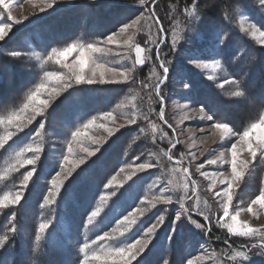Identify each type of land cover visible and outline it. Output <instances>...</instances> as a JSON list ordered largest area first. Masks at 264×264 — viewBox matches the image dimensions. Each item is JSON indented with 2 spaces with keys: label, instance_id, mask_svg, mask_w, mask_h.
Wrapping results in <instances>:
<instances>
[{
  "label": "rangeland",
  "instance_id": "obj_1",
  "mask_svg": "<svg viewBox=\"0 0 264 264\" xmlns=\"http://www.w3.org/2000/svg\"><path fill=\"white\" fill-rule=\"evenodd\" d=\"M125 1L145 5L155 0H144V3L140 0ZM78 2L102 3L101 0H24L23 3L21 0H5L7 8L0 4V27L5 23L10 25L4 29L0 42L8 36L13 38L18 35L19 41L27 47L23 54L24 58L44 71L41 84L29 96L21 110L2 122L4 135L0 139L3 142L0 148L14 142L10 152L8 150V154L3 156V159L7 156L9 159L6 162V171L26 169L32 174L41 172L42 177H49L45 197H47L46 205L51 206L58 205L66 182L92 161L119 132L136 127L141 134L153 139L151 146L155 151L134 158L136 160H121L112 165L113 168L115 167L114 175L110 176L104 192L80 229L69 230L68 218L65 214L52 215L40 224V232L45 244L53 247L54 264H119L116 257L109 256V253L117 247H126L128 243H134L136 239L143 242L147 228L163 215L164 220L157 224L147 247L132 261V264H141L142 261L149 264L144 257L158 239L161 229L169 224L170 220L163 213L168 208L175 209L180 216L179 220L186 219L199 231H205L206 227L197 228V222L191 217L193 214L207 216L211 222L210 227L230 233L224 225L232 223L230 217L237 212L239 215L236 219L240 224H247L258 230L257 234L252 236L230 233L238 238L240 243L231 250L198 242L192 248L194 256L186 264H249L244 262L241 253L249 256L250 264H264V256L260 255L264 247L258 246L249 252L252 243L264 245V205L252 203L264 194V173H262L263 187L260 196L246 205L236 202L237 196H235L248 167L256 160L264 164V156L261 155L264 152V143H262L264 125L261 124L264 113L259 121L239 134H235L228 126H226L227 130L216 127L217 124H213L212 120L208 119V113L195 103L185 76L189 72L177 68L179 66L177 57L170 59L166 64L174 71L166 82L165 74L162 75L159 71L151 55L154 48H159L158 61L167 62L171 50H177L181 42L185 44L190 41L193 36L191 26L200 20L196 12V4L190 6L187 19L171 22L168 46L164 43L166 37L159 35L156 21L150 15L141 16L128 24L131 27L125 26L122 28L123 31L112 34L115 38L114 42L109 43L106 38L100 45H95L103 49L101 52L88 50V44L74 43L78 49L83 46L87 53L81 72L79 51L67 56L60 55L64 49L73 44L61 50L41 51L31 43V38L38 35V27L35 26L37 23L56 13L61 6L72 7ZM256 2L261 9L264 8L259 4V0ZM260 13L264 19V11L260 10ZM237 24L239 33L264 47V31L242 10L238 11ZM17 28L21 29L17 30ZM138 37L144 38L140 41L147 47L146 52L141 51L143 64H140L136 57ZM196 38L202 41L199 34H196ZM173 41H175L174 47ZM187 64L186 68L193 73L214 81H217L223 71V66L217 59L195 58L187 61ZM144 67L148 78L140 82L143 89L153 90L157 84L165 87L164 99L157 98L162 106L159 113L151 109L152 96L140 99L132 96L122 100L111 110L95 114L85 121L77 118L78 124L73 128L69 127L63 139H53L48 142L49 145L46 144L44 139L48 132L42 119L47 116L57 99L70 87L91 85L86 82L76 83V76L83 75L85 81L89 78L97 81L92 85H119L134 81L137 70ZM45 68H54V70L45 71ZM50 73L53 75H49ZM162 79L163 83H160ZM137 81L139 83V80ZM185 83L187 87L183 86ZM258 102L253 101L249 107L252 108ZM103 104L106 106L107 102ZM242 110L237 109L238 112ZM150 116L152 120L149 119ZM132 120L135 123L130 122ZM142 120L146 123L140 125ZM55 125L57 128H62L59 122ZM253 125L257 127L253 128ZM245 132L248 133L246 137ZM27 133H34L30 140L23 136ZM20 138L24 140L18 141ZM41 143L45 151L49 150L52 153L49 165L44 169L39 166V163H42ZM29 145L33 150L24 151ZM249 145L256 149L255 160L251 157ZM233 146L236 147V171L241 173L239 179L234 176L232 170ZM36 148H39V152L35 151ZM140 164H149L151 167L141 169ZM229 188L232 190L233 199L228 204L229 217H224L223 204L226 202L224 192ZM17 196L21 198L20 192L14 195L5 194L0 201L3 202V206L15 204L20 200H16ZM169 197L171 203H165L164 200ZM239 201L243 199L240 197ZM248 207L252 208V212L247 211ZM93 212H96L95 216L92 215ZM129 220L134 221L130 226ZM42 225L46 226L43 230H41ZM85 244L88 245L87 248L84 247Z\"/></svg>",
  "mask_w": 264,
  "mask_h": 264
},
{
  "label": "trees",
  "instance_id": "obj_2",
  "mask_svg": "<svg viewBox=\"0 0 264 264\" xmlns=\"http://www.w3.org/2000/svg\"><path fill=\"white\" fill-rule=\"evenodd\" d=\"M101 1L102 3L78 2L72 7L61 6L56 13L35 25L38 27V35L31 38V43L41 51L61 50L78 42L100 45L109 35L120 31L137 18L150 15L156 21L159 35L166 37L164 43L168 46L171 22L187 19L190 6L196 4L200 20L191 26L193 36L185 44L179 43L177 50H171L167 57L169 61H165V65L170 59L177 57V68L189 72L185 76L195 103L212 116L213 124L226 125L235 134H239L259 121L264 113V47L242 35L237 29L238 11L242 10L264 31L261 7L256 0H155L145 5L125 0ZM19 29L21 28H17ZM196 34L200 35L202 41L196 38ZM142 39L144 38H137L136 46L146 52V45L140 41ZM19 40L17 35L13 38L8 36L0 42L2 122L21 110L43 80L44 71L24 58L27 47ZM14 52H19L20 55L13 56ZM156 54L157 49L154 48L152 58L164 75ZM195 58L217 59L221 62L223 71L217 81L186 68L187 61ZM44 70L51 71L54 68ZM169 70L166 82L174 73L172 67ZM145 73L146 67L139 68L135 73V80L125 84L70 87L42 119L48 132L44 139L46 144L49 145L48 142L53 139H63L67 129L78 124L77 118L85 121L95 114L111 110L122 100L132 96L139 99L152 96L151 109L159 113L162 106L157 98L164 99L165 87H160L159 96L155 86L153 90L143 89L140 82L148 78ZM256 100L259 102L250 108L249 104ZM104 102H107L106 106ZM238 108L243 110L238 112ZM149 119L152 120V116ZM2 122L0 139L4 135ZM56 122H59L62 130L57 128ZM143 123L146 121L142 120L140 125ZM33 135L34 133L23 134L29 140ZM49 135L52 137H48ZM21 140L24 139L20 138L18 141ZM152 141L136 127L119 132L92 161L66 182L58 205L51 206L46 205L45 197L50 178L42 177L41 172H38L32 174L25 184L23 178L28 170L6 171L9 159L8 156L3 159V156L8 154V150L10 152L14 142L0 148V198L17 192L21 196L15 204L0 206V264H54L53 247L45 244L40 224L52 215L65 214L69 230L80 229L104 192L110 176L114 175L115 167L112 165L121 160H136L134 158L155 151L151 146ZM40 147L42 163L39 166L44 169L49 165L52 153L44 150L43 143ZM262 173L264 164L257 160L248 167L235 195L236 202L246 205L260 196L263 187ZM240 197L243 201H239ZM163 213L170 221L161 229L158 239L144 257L149 264H186L194 256L192 248L198 242L228 250L240 244L239 239L227 231L210 227L209 219L205 220L200 214L196 213L191 217L206 227L205 231L196 230L184 218L176 221L177 213L173 208L165 209ZM173 227L175 231L172 230ZM13 228L16 229L15 232L12 231ZM141 264L148 263L142 261Z\"/></svg>",
  "mask_w": 264,
  "mask_h": 264
},
{
  "label": "snow or ice",
  "instance_id": "obj_3",
  "mask_svg": "<svg viewBox=\"0 0 264 264\" xmlns=\"http://www.w3.org/2000/svg\"><path fill=\"white\" fill-rule=\"evenodd\" d=\"M24 0H21V3H23ZM141 3H144V0H140ZM0 4H3L5 8L8 7L7 3H5V0H0ZM259 4L264 6V0H259ZM49 7H51V4H49ZM43 10V9H41ZM262 11H264V8L261 9ZM16 23H19V21H16ZM7 27H10V25L8 24H4L2 27H0V39L3 38V31L5 28ZM127 27H131V25H127ZM121 31H123V29H121ZM114 35H109L107 37V41L109 43L111 42H114ZM175 46V41H173V47ZM87 49L88 50H91L92 52H101L103 51V49L99 48V47H96L95 45H92V44H89L87 46ZM75 51H79V56H80V59H79V64H80V68H81V72H83V66L85 64V57H86V51L84 50L83 46L80 47V49L77 48V45L73 44L71 47L69 48H66L64 49L60 55L61 56H67V55H70L72 52H75ZM141 51L142 49L137 47L136 49V57L139 61L140 64H143L144 63V60L141 58ZM13 56H19L20 53L19 52H14L12 53ZM159 56H160V53H159V48H157V58L159 59ZM51 59V57H49ZM160 67L163 69V72L165 74L164 76V79H167V74L169 72V68L167 66H165L164 62L161 61L160 63ZM122 75L124 74L123 72L121 73ZM49 75H53V74H49ZM75 82L76 83H81V82H86V83H89V84H92V83H95L97 81H95L94 79L92 78H89L87 81H85L83 75H78L75 77ZM101 82H110V81H101ZM160 83H163V79L160 81ZM70 86V85H69ZM184 87H187L188 85L185 83L183 85ZM155 88H156V94L159 96L160 94V85L157 84L155 85ZM237 95H240V93H237ZM162 100V98H161ZM208 119L209 120H212V116L209 115L208 116ZM2 122V121H0ZM9 122H11V119L9 120ZM132 123H135L134 120L130 121ZM261 124L264 125V120L261 121ZM43 125H41L42 127ZM216 127L218 128H224L225 130H227V127L226 125H222V124H217ZM257 127V125H253V128ZM22 130V129H21ZM37 135H39V133H37ZM245 137L248 136V133L245 132L244 133ZM2 141H0V146H2ZM262 143H264V140H262ZM173 147H175V145H173ZM32 146L29 145L28 148L24 149V151H32ZM36 152H39V148H36L35 149ZM249 151L251 153V157L253 158V160H255L256 156H257V152H256V149L255 148H252L251 145H249ZM232 155H233V161H232V170H233V173H234V176L239 179L241 177V173L237 172L236 171V160H235V157H236V147L233 146L232 147ZM262 156H264V152L261 153ZM28 163H32V161H28ZM209 163H214V161H209ZM148 167H151V165L149 164H140V168L141 169H144V168H148ZM32 176V172L29 171L27 173L26 176H24V183L26 184L28 179ZM232 190L231 188H229L228 190H226L224 192V196L226 197V202L223 204V216L224 217H229V211H228V204L231 203L233 197H232V194H231ZM219 194V193H217ZM20 197L17 196L16 197V200H19ZM165 203H171V198H167L164 200ZM252 203H261L262 205H264V194L261 195L260 199L259 200H254L252 201ZM0 206H3V202L0 201ZM181 207H183V205H181ZM247 211L249 212H252V208L251 207H248L247 208ZM185 212H187V209H185ZM93 216L96 215V212H93L92 213ZM239 215V212H237L235 215L231 216L230 219L232 221V223H225V227L228 228L229 232L230 233H236L238 235H242V236H252V235H256L258 230L257 229H253L252 227L248 226L247 224H240L236 217ZM205 220H208V217L205 216L204 217ZM176 220H179L180 219V216L177 215L175 217ZM164 220V216L163 215H160L157 219V221L155 223H153L150 227L147 228L146 230V233H144V239H143V242H141L140 239H136L134 243H128L126 247H117L115 249H113L110 253H109V256H114L116 257L117 261L119 262V264H132V261L135 260L137 258V255L141 252L144 251V249L147 247V244L152 236V234L154 233V230L156 229L157 227V224L162 222ZM91 222V219L89 218V223ZM134 223L133 220H129V226ZM193 223H196L195 221H193ZM46 227L45 225H42L41 226V230H43V228ZM196 227L197 228H203L204 226L202 224H198L196 223ZM173 231H175V228L173 227L172 229ZM13 232L16 231L15 228L12 229ZM4 239L6 240L7 237L5 236ZM170 239V237H169ZM0 243H2V241H0ZM258 246L260 247H264V245H257L256 243H252L249 247V252H251L252 249L254 248H257ZM85 248L88 247L87 244L84 245ZM241 255H243V260L244 262H249L250 264V258L248 255H245L243 253H241ZM261 256H264V251H262L260 253Z\"/></svg>",
  "mask_w": 264,
  "mask_h": 264
}]
</instances>
